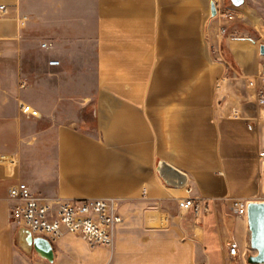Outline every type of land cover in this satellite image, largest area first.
<instances>
[{"label":"crops","instance_id":"obj_1","mask_svg":"<svg viewBox=\"0 0 264 264\" xmlns=\"http://www.w3.org/2000/svg\"><path fill=\"white\" fill-rule=\"evenodd\" d=\"M223 1L0 0V264L37 254L11 219L19 181L46 198L117 201L112 248L62 240L83 264H226L229 239L235 261L257 254L233 202L264 201V138L222 51L242 66L250 42L232 21L220 34ZM159 160L188 184L167 185ZM188 196L209 211L181 214Z\"/></svg>","mask_w":264,"mask_h":264},{"label":"built area","instance_id":"obj_2","mask_svg":"<svg viewBox=\"0 0 264 264\" xmlns=\"http://www.w3.org/2000/svg\"><path fill=\"white\" fill-rule=\"evenodd\" d=\"M0 10L7 11L4 5ZM220 34L226 32L225 25L236 20L237 13L230 10H220ZM47 46L46 43L43 44ZM57 64V60L50 61ZM21 110L24 114L40 116L37 109L30 104L23 103ZM264 157V147L260 151ZM9 198L12 221L25 226L34 237H45L52 245L59 244L66 235H75L89 247L103 246L112 248L115 241V228L124 218L119 212L117 201L108 198H77L60 199L46 198L35 193L24 181H19L9 187ZM181 214L193 212L198 216L201 212H208L200 201L188 196L177 199ZM249 201L237 198L233 202V210L238 217H247ZM228 253L235 260L239 244L234 239L227 241Z\"/></svg>","mask_w":264,"mask_h":264},{"label":"rangeland","instance_id":"obj_3","mask_svg":"<svg viewBox=\"0 0 264 264\" xmlns=\"http://www.w3.org/2000/svg\"><path fill=\"white\" fill-rule=\"evenodd\" d=\"M221 4L223 10H230L238 14L237 19L231 22L236 24L238 27L236 37L247 38L250 41L249 48L242 60L244 63L242 66L235 61V55L232 53L228 44L225 43L222 51L224 56L232 63L231 72L233 76L243 78L248 81L250 97H248L247 100H241V102L243 101L242 103L256 105L258 108L255 115L264 138V56L261 55L259 51L260 45L264 44V0H244V3L239 7H235L230 0H224ZM223 35L226 37L227 33H224ZM251 41L254 43L252 53ZM251 69H253L252 71L256 75L253 79H251ZM251 80L254 81V86H251ZM251 90L254 94L255 92L256 94L257 92H260V95L257 94V96H254L251 100ZM236 101H238V99H236ZM252 101L253 103H251ZM261 199L264 200V194ZM77 238L81 241L79 237ZM62 240L59 244L53 245L55 249V260L53 263L41 258L38 254L32 253V256L28 255L31 260V264H57L61 261H70V259L75 260L76 264H83V256H71L69 251H65V247L69 246L70 243L62 246ZM207 253L211 258H214L215 251H207ZM226 264H248V261L244 263L243 261L240 262L231 259L230 261H227Z\"/></svg>","mask_w":264,"mask_h":264},{"label":"water","instance_id":"obj_4","mask_svg":"<svg viewBox=\"0 0 264 264\" xmlns=\"http://www.w3.org/2000/svg\"><path fill=\"white\" fill-rule=\"evenodd\" d=\"M237 7L244 3V0H230ZM212 15L217 14L216 4L213 2L211 6ZM261 55L264 56V44L259 47ZM264 73V64H263ZM157 172L161 179L169 186L184 188L189 181V176L184 171L178 169L165 160H159ZM248 225L250 229V244L257 251L256 255L248 257L250 264H264V201H250L248 204L247 214ZM25 241L29 247L43 259L50 263L55 260V249L52 243L45 237H34L30 231H27Z\"/></svg>","mask_w":264,"mask_h":264},{"label":"trees","instance_id":"obj_5","mask_svg":"<svg viewBox=\"0 0 264 264\" xmlns=\"http://www.w3.org/2000/svg\"><path fill=\"white\" fill-rule=\"evenodd\" d=\"M224 45H225V42H224Z\"/></svg>","mask_w":264,"mask_h":264}]
</instances>
